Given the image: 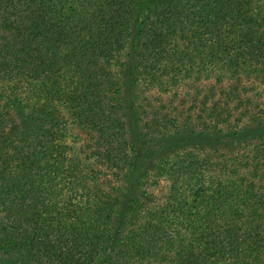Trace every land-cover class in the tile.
<instances>
[{
    "label": "trees",
    "instance_id": "obj_1",
    "mask_svg": "<svg viewBox=\"0 0 264 264\" xmlns=\"http://www.w3.org/2000/svg\"><path fill=\"white\" fill-rule=\"evenodd\" d=\"M0 264H264V0H0Z\"/></svg>",
    "mask_w": 264,
    "mask_h": 264
},
{
    "label": "rangeland",
    "instance_id": "obj_2",
    "mask_svg": "<svg viewBox=\"0 0 264 264\" xmlns=\"http://www.w3.org/2000/svg\"><path fill=\"white\" fill-rule=\"evenodd\" d=\"M189 86H191V87H193V88L195 87V86H193V85H189ZM189 86H188V87H189ZM142 88H143V87H141V90H142ZM147 92H148V91H147ZM155 92H156V91H155L154 89H152L151 92H149V93H155ZM68 130H69V132H71V133H73V132L76 133L75 129H74L72 126H69V129H68Z\"/></svg>",
    "mask_w": 264,
    "mask_h": 264
}]
</instances>
